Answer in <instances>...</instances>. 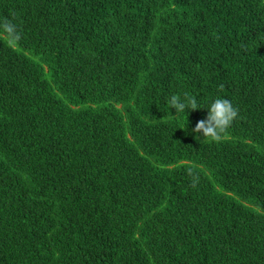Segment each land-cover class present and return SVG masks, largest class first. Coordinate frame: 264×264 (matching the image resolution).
<instances>
[{
	"label": "trees",
	"instance_id": "obj_1",
	"mask_svg": "<svg viewBox=\"0 0 264 264\" xmlns=\"http://www.w3.org/2000/svg\"><path fill=\"white\" fill-rule=\"evenodd\" d=\"M5 20L0 264H264V0H0ZM216 98L238 109L220 141L194 132Z\"/></svg>",
	"mask_w": 264,
	"mask_h": 264
},
{
	"label": "clouds",
	"instance_id": "obj_2",
	"mask_svg": "<svg viewBox=\"0 0 264 264\" xmlns=\"http://www.w3.org/2000/svg\"><path fill=\"white\" fill-rule=\"evenodd\" d=\"M0 27H2L3 34L7 36L10 43L20 39L16 25L12 22L5 20ZM220 88L222 89L223 85H220ZM168 103L171 108L176 109L177 113L183 112L185 108L199 109L197 100L187 96V94H185L183 101L177 95H172ZM237 116L238 109L234 108L228 99L216 98L208 108L207 118L197 122L194 132L202 133L204 137L211 138L213 141H220ZM193 183L195 184V179Z\"/></svg>",
	"mask_w": 264,
	"mask_h": 264
}]
</instances>
